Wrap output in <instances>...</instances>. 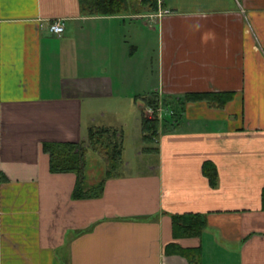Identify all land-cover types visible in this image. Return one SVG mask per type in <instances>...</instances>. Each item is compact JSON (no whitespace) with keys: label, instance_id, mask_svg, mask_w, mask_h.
I'll return each instance as SVG.
<instances>
[{"label":"crops","instance_id":"obj_1","mask_svg":"<svg viewBox=\"0 0 264 264\" xmlns=\"http://www.w3.org/2000/svg\"><path fill=\"white\" fill-rule=\"evenodd\" d=\"M158 5L171 15L0 0V264H190L172 247L200 249V264H264V0ZM189 94L234 98L222 111L185 105L178 126L160 125L157 160L107 180L99 199L72 200L76 176L50 173L43 146L86 142L97 103L136 116L141 158L140 98ZM176 216L205 218L201 237L175 238Z\"/></svg>","mask_w":264,"mask_h":264},{"label":"trees","instance_id":"obj_2","mask_svg":"<svg viewBox=\"0 0 264 264\" xmlns=\"http://www.w3.org/2000/svg\"><path fill=\"white\" fill-rule=\"evenodd\" d=\"M159 0H79L81 15L84 17H121L139 15L141 13L156 14L159 11ZM139 7L138 10L134 9ZM135 7V8H134ZM231 94H189L172 108L181 114L187 104H205L209 109L222 111L233 100ZM143 110L141 112V141L146 146L142 154H158V148L148 146L158 145L160 123L157 110L158 97L140 98ZM166 106V105H165ZM151 108L154 113L148 118L144 109ZM179 111V112H178ZM178 122V121H177ZM166 129V126H164ZM119 130L113 128L93 127L88 130L87 141L80 144H45L44 153L49 157L50 173L53 175L73 174L77 185L72 200H95L102 195L104 183L120 175L122 139ZM209 171V172H208ZM94 172L96 180L90 173ZM204 177L212 188L218 184V172L214 165L206 163L202 169ZM98 176L101 177L98 179ZM93 182L91 188L87 185ZM262 210L264 211V191L262 193ZM173 221L175 238H200L206 228V219L198 216H176ZM173 255L183 257L190 264H200L201 250H181L172 247Z\"/></svg>","mask_w":264,"mask_h":264},{"label":"rangeland","instance_id":"obj_3","mask_svg":"<svg viewBox=\"0 0 264 264\" xmlns=\"http://www.w3.org/2000/svg\"><path fill=\"white\" fill-rule=\"evenodd\" d=\"M136 7V8H135ZM134 11L138 10L139 7L135 6ZM158 30V28H156ZM166 104H162L163 110L166 112L164 115V118L162 119V129L164 126H169V127H174L178 126L179 122L181 121L180 114L177 113L172 106H165ZM86 108V106H84ZM93 115L88 117L89 120H91L94 123V127H100L103 123H107L106 120L111 124H113V127H116L114 129L119 130L118 132L120 133L119 135H123L122 139V156H121V163L122 165H125V168L121 169L120 173H125V174H134V173H140L143 172V168L147 166L150 163H153V161H156L157 158L155 154H150V155H142L141 158H137L135 152H137L138 149V138L140 136L139 134V128L138 124L136 122V116L134 114H130L125 110V104L122 105H117V104H105V103H97V105L93 106ZM179 112V111H178ZM172 113V117H168L169 114ZM182 115V114H181ZM86 113L84 114V122L86 118ZM102 116H106L105 120H102ZM102 121H104L102 123ZM113 121V122H111ZM178 121V122H177ZM160 123V122H159ZM161 128V127H160ZM214 128V126L211 127V129ZM150 147L155 148V145H151ZM127 164H130L132 167L127 168ZM123 170V171H122ZM90 177L92 180H96V175L94 172L90 173ZM101 178L98 176V179Z\"/></svg>","mask_w":264,"mask_h":264},{"label":"built area","instance_id":"obj_4","mask_svg":"<svg viewBox=\"0 0 264 264\" xmlns=\"http://www.w3.org/2000/svg\"><path fill=\"white\" fill-rule=\"evenodd\" d=\"M171 15V13L169 11H162L159 10L156 14L150 16V19L154 20V21H159L162 18ZM64 23L63 21H55L52 24H50L49 27V32L57 37H61L62 34L64 33ZM144 112L146 114V116L148 118H151L153 116L154 111L151 108H146L144 109ZM166 112L163 110L162 104H159V109L157 110V115L159 116V122L160 124L162 123V119L164 118V115ZM169 116L168 117H172L173 114L172 113H168Z\"/></svg>","mask_w":264,"mask_h":264},{"label":"bare ground","instance_id":"obj_5","mask_svg":"<svg viewBox=\"0 0 264 264\" xmlns=\"http://www.w3.org/2000/svg\"><path fill=\"white\" fill-rule=\"evenodd\" d=\"M209 172V171H208ZM205 176V175H204Z\"/></svg>","mask_w":264,"mask_h":264}]
</instances>
